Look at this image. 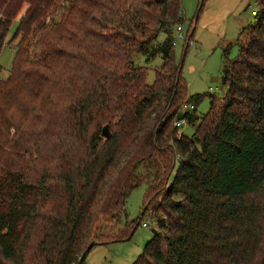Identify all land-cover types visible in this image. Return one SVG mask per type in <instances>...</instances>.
I'll return each instance as SVG.
<instances>
[{"label": "trees", "instance_id": "16d2710c", "mask_svg": "<svg viewBox=\"0 0 264 264\" xmlns=\"http://www.w3.org/2000/svg\"><path fill=\"white\" fill-rule=\"evenodd\" d=\"M181 1L0 0V50L27 4L0 76V264H77L144 181L146 209L119 237L147 213L157 228L133 264H264V0L237 54L222 47L221 98L187 93ZM134 54L161 57L152 84Z\"/></svg>", "mask_w": 264, "mask_h": 264}, {"label": "rangeland", "instance_id": "374dc122", "mask_svg": "<svg viewBox=\"0 0 264 264\" xmlns=\"http://www.w3.org/2000/svg\"><path fill=\"white\" fill-rule=\"evenodd\" d=\"M201 0H182L180 11L183 21V37L178 36V32L173 27L172 36L174 39V61L181 65L182 75L189 95L210 93L216 98H221L226 88L221 82L222 47L227 42L232 43L230 57H234L237 52L235 40L240 29L247 23L254 21L252 10L256 11L257 4L254 0H204L202 8L199 10ZM27 4L23 3L20 12L11 21L5 44L0 50L1 78H6L12 66L14 58V45L17 39H13V34L19 22L20 15L26 10ZM193 27V35L188 41L187 48L186 35ZM165 34L160 32L158 41L163 40ZM135 66L146 67L145 80L152 84L154 80V70L162 62L161 57L156 55L152 59L146 60L141 54H134L132 57ZM193 104V100L189 104ZM209 108V101L206 96L200 98L195 103V113L200 116ZM179 133L190 137L193 128L187 122L178 128ZM21 148V146H18ZM178 163L176 158L175 166ZM174 170L168 177L171 182ZM146 182H142L134 188L125 200L124 212L118 222H109L99 227L95 245L88 252L84 264H133L137 256L143 250L144 245L152 237L156 224L154 216L147 213L139 219L132 235L126 239H120V230L125 229V225H133L138 220L144 198L146 195ZM155 201L159 200L156 193H152ZM151 198V197H150ZM152 199V198H151ZM149 222L150 227H143L142 222ZM118 239V240H117Z\"/></svg>", "mask_w": 264, "mask_h": 264}, {"label": "built area", "instance_id": "2783aa9c", "mask_svg": "<svg viewBox=\"0 0 264 264\" xmlns=\"http://www.w3.org/2000/svg\"><path fill=\"white\" fill-rule=\"evenodd\" d=\"M251 13L253 14V15H255V12H254V10H252L251 11ZM179 18H183L182 17V13H181V11H179L178 12V15H177ZM175 31L176 32H178V36L179 37H183V35H182V26H181V24H177V25H175ZM174 43V42H173ZM194 108V106H193V104H189V102H186V103H184L183 105H182V107L180 108L181 110V112H184V111H187V110H192ZM184 123H186V121H185V119H179V120H175V122H174V125L176 126V127H180L181 126V124H184ZM141 225L143 226V227H150V223L149 222H142L141 223Z\"/></svg>", "mask_w": 264, "mask_h": 264}, {"label": "water", "instance_id": "95a60500", "mask_svg": "<svg viewBox=\"0 0 264 264\" xmlns=\"http://www.w3.org/2000/svg\"><path fill=\"white\" fill-rule=\"evenodd\" d=\"M103 136H104V137H107V136H108V132H107V129H106V128L103 129ZM145 209H146V206H144V207L142 208V210L140 211V215H139V217H141V216L143 215V212H144ZM95 245H97V242H96V241H91V242L86 246V248H85L84 251L82 252V254H81V256H80V258H79L77 264H81V263L83 262V260H85V258H86V256H87L88 252H89V251L91 250V248L94 247Z\"/></svg>", "mask_w": 264, "mask_h": 264}]
</instances>
